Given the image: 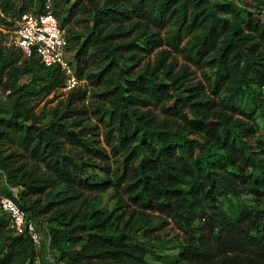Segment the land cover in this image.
Listing matches in <instances>:
<instances>
[{
    "label": "trees",
    "instance_id": "16d2710c",
    "mask_svg": "<svg viewBox=\"0 0 264 264\" xmlns=\"http://www.w3.org/2000/svg\"><path fill=\"white\" fill-rule=\"evenodd\" d=\"M84 1L91 6V27L82 47L76 49L74 60L82 48L93 47L104 58H110L108 66L124 70L123 59L118 61L116 57L122 58L124 52L133 50L131 45L149 51V45L143 47L148 39L114 43L115 37L123 33L104 31L110 25L108 18L113 16L107 10L115 9ZM149 2L159 15L170 10L178 27L191 34L185 50L194 64L214 67V83L207 92L201 83L188 85L181 75H172L167 69L161 79L155 70L162 65L158 58L153 68L140 70L131 79L126 78V84L118 83L110 90L114 104L112 122L119 134L116 139L122 146L135 143L141 152L139 164L126 185L130 198L141 208L169 217L181 216L187 225L194 220L193 209L208 202L211 213L201 216L205 230L187 241L179 253L180 260L193 264H264V223L258 212L246 210L231 219L219 208L216 198L221 188L232 194L264 195V130L260 135L248 121L252 115L242 109V100L248 96L264 112V5L247 8L241 3L244 7L239 8L230 0ZM45 3L33 11H42ZM55 7L53 12L64 26L65 19L61 21ZM0 8L5 15L10 11L8 3H1ZM27 12L29 9L23 7L18 17ZM15 49L25 58V67L35 63L46 70L51 79L49 92L64 86L59 68L45 67L36 56L25 57L20 49ZM4 67L0 68V76ZM5 74V86L16 92L17 70L9 69ZM221 85L228 86L226 99L220 98ZM156 102L162 104L168 116L162 122L149 111L137 109L138 105L145 107ZM9 130L28 159L43 169L28 168L24 166L26 162L12 165L13 157L19 154L16 151L0 157V170H4L9 182L4 185L6 190L0 187V194L12 196V191H7L20 187L16 202L30 212L42 229L50 221L67 227L82 220L73 209L79 194L74 184H83L77 174L82 168L65 149L66 144L83 145L81 131L70 130L60 120L37 121L33 106L21 93L14 100L10 118L0 119V139L8 138ZM188 180L191 185L184 193L181 185ZM62 182L66 187L59 193L61 198L50 200L46 191ZM41 194H46L45 203L40 202ZM47 214L50 215L45 219ZM90 219V230L78 239L84 244L74 253H66L54 225H50L52 233L48 231L47 235L62 254L63 264H148L139 248L126 243L125 236L116 232L111 215L94 210ZM35 252L27 236L13 234L7 217L6 222L0 218V264H34Z\"/></svg>",
    "mask_w": 264,
    "mask_h": 264
},
{
    "label": "rangeland",
    "instance_id": "374dc122",
    "mask_svg": "<svg viewBox=\"0 0 264 264\" xmlns=\"http://www.w3.org/2000/svg\"><path fill=\"white\" fill-rule=\"evenodd\" d=\"M43 1L52 8L58 5L55 7L56 11L61 21L65 19L67 46L75 48L74 54L77 48L82 47L81 43L90 31L91 6L84 0H0V5L8 3L10 7L6 15L0 8V68L6 66L4 74L0 76V119L10 118L14 100L21 93L27 99V104L33 106L37 121L48 123L60 120L70 130L81 131L83 145L66 144L65 149L68 151L67 155L72 156L73 162L82 168L77 174L83 184H74L79 194L73 201V209L78 211L82 220L67 227L63 223L50 221L57 231L61 245L66 253H74L82 246L84 240L78 239L90 230V215L98 210L105 215H111V223L117 227L116 232L125 236L123 239L126 243L137 246L148 264H193L180 260L179 253L188 240L197 238L205 230V221L201 216L209 215L212 208L208 207V202L195 207L191 212L194 220L187 225L181 216L169 217L159 211L141 208L131 200L126 185L134 175L141 152L135 143L128 146L118 143L116 137L119 134L111 116L114 104L110 90H114L118 83L126 84L125 79H131L140 70L153 68L156 60L160 58L162 65L155 69L159 78H163L167 69L172 75H181L188 85L201 83L209 92L213 88L214 67L206 64L199 66L191 61L185 50L191 34L178 27L174 18L170 17V10L159 15L149 0H92L105 9H115L114 12L107 10L113 16L108 18L110 25L104 31L123 33V36L115 37L114 43L143 42L148 39L147 42H150H145L143 47L149 45L151 48L146 51L131 45L130 49L133 50L124 52L122 58L117 56L118 61L123 59L124 70L108 66L110 58H104L93 47L82 48L74 60V73L79 80L76 88L72 92H63L61 89L49 92L51 79L46 76V70L35 63L25 67V58L9 44L10 23L19 16L20 10L25 7L33 11ZM230 1L239 8L240 5L244 7L243 4L247 8L264 5V0ZM12 68L19 74V89L16 92L5 86V72ZM227 88V85H221L218 89L221 99L228 97ZM251 99L248 96L243 98L242 109L252 115L248 121L255 125L261 135L264 130V112L259 111ZM137 109L149 111L160 122L168 117L160 102L145 107L138 105ZM235 117L240 116L235 114ZM12 135L13 132L9 130V137L0 139V157L16 151L19 154L13 157L12 165L26 162L24 166L42 170L41 166L38 168L28 159L27 154L22 152V147L12 140ZM7 183V175L2 169L1 189L6 190L4 185ZM190 185V180L181 185L184 193ZM65 187V182H62L53 190L48 189V198L59 200V193L64 192ZM14 189L21 190L20 187ZM7 193H11V190ZM45 196L46 194L39 196L41 203L46 202ZM216 198L219 208L231 219L239 212L252 210L258 212V217L264 223V195L251 196L245 192L232 194L221 188ZM0 218L6 222L4 215ZM51 224L43 225L44 242L35 248L34 264H63L62 254L53 244L52 238L48 240L47 232L52 233Z\"/></svg>",
    "mask_w": 264,
    "mask_h": 264
},
{
    "label": "built area",
    "instance_id": "2783aa9c",
    "mask_svg": "<svg viewBox=\"0 0 264 264\" xmlns=\"http://www.w3.org/2000/svg\"><path fill=\"white\" fill-rule=\"evenodd\" d=\"M10 31L9 44L20 49L25 57L34 55L45 67L60 69L64 76L63 92L76 88L79 80L74 73V52L68 49L65 27L49 3H45L40 12L30 11L15 19ZM11 191L12 196L0 194V213L7 217L13 234L25 235L35 248L40 247L44 242L42 228L30 212L16 202L18 191L14 188Z\"/></svg>",
    "mask_w": 264,
    "mask_h": 264
}]
</instances>
